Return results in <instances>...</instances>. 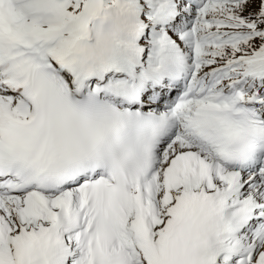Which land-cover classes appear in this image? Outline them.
<instances>
[{"label": "snow or ice", "instance_id": "obj_1", "mask_svg": "<svg viewBox=\"0 0 264 264\" xmlns=\"http://www.w3.org/2000/svg\"><path fill=\"white\" fill-rule=\"evenodd\" d=\"M0 264H264V0H0Z\"/></svg>", "mask_w": 264, "mask_h": 264}]
</instances>
